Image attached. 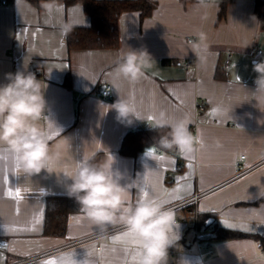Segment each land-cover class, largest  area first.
<instances>
[{
	"label": "crops",
	"instance_id": "1",
	"mask_svg": "<svg viewBox=\"0 0 264 264\" xmlns=\"http://www.w3.org/2000/svg\"><path fill=\"white\" fill-rule=\"evenodd\" d=\"M152 1L149 16L120 14L116 48L90 50H69L63 40L66 27L89 24L79 2L0 4V83L18 70L35 73L45 83L46 115L52 123L49 146L58 157L53 173L29 175L13 172L10 157L0 150V264L48 252L27 264H137V246L124 236L120 223L101 227L76 212L69 215L63 236L42 233L45 197L68 195L70 181L61 173L94 155L97 164L111 160L124 176L122 183L137 179L129 190L133 202L143 195L141 189L169 207L194 191L204 193L197 215L207 218L198 233L183 208L175 213L180 215L179 239L169 248L166 264H264V250L253 239L212 236L215 226L264 237V94L254 95L259 74L253 71L254 62L264 57L251 52L253 46L264 50V12L262 6L254 9L264 0H228L221 18V0ZM130 49L149 55L140 61L142 75L135 82L114 83L113 69ZM104 84L111 85L110 99L99 95ZM119 98L143 119L118 120L111 107ZM161 110L188 119L189 131L202 138L204 147L192 157L172 150L158 153L154 147L120 154L124 135L136 127H154ZM151 149L154 155L147 154ZM178 161L182 166L176 171ZM99 233L107 240L69 246ZM208 249L211 254H205Z\"/></svg>",
	"mask_w": 264,
	"mask_h": 264
},
{
	"label": "clouds",
	"instance_id": "2",
	"mask_svg": "<svg viewBox=\"0 0 264 264\" xmlns=\"http://www.w3.org/2000/svg\"><path fill=\"white\" fill-rule=\"evenodd\" d=\"M147 56L146 51L132 49L124 53L113 69V82L121 79L135 82L142 75L140 61ZM253 71L259 74L254 95L264 94V61L254 62ZM5 80L6 83H0V150L10 157L13 172L53 173L58 157L49 146L52 123L46 115L45 83L26 70L7 73ZM111 108L116 110L118 120L131 123L133 115L138 120L143 119L120 98ZM42 119L46 121L44 126L40 124ZM188 125V119H176L161 110L155 116L153 129H168L159 139L163 148L192 157L204 147V142L199 135L193 136ZM61 174L64 180L70 181L67 194L75 200L85 219L101 227L120 223L125 233L135 238L137 264H166L169 248L179 239L176 214L166 200L148 194L133 202L129 190L137 179L122 183L124 176L113 169L111 160L96 164L85 157L77 160L70 171L64 170ZM83 264L93 262L85 260Z\"/></svg>",
	"mask_w": 264,
	"mask_h": 264
},
{
	"label": "trees",
	"instance_id": "3",
	"mask_svg": "<svg viewBox=\"0 0 264 264\" xmlns=\"http://www.w3.org/2000/svg\"><path fill=\"white\" fill-rule=\"evenodd\" d=\"M30 1L38 5L37 0ZM181 1L187 2L190 0ZM227 1L221 0L219 2V18L224 15ZM69 2H79L83 6L85 14L89 16V24L87 26H70L65 28L63 40L69 50L116 48L118 45L117 21L120 14L125 11H138L142 18L149 16L155 7V2L152 0H67V3ZM260 7L262 12H264V5L261 2H256L254 6L255 11L258 12ZM262 18H264V13H262ZM64 84L66 86L69 84L68 75L65 76ZM167 132V128L153 129V127L139 129L138 131H128L121 141L118 152L126 156L134 155L141 151V149L144 150L150 147L162 148L163 151H169V149L163 148L159 143L160 137L166 135ZM90 161L97 164L96 155L91 157ZM183 209L188 214L192 211L191 205H187ZM76 212L80 213L79 206L68 195L46 196L42 225L43 235L63 236L65 234L64 231H66L69 215ZM206 218L201 213H198L197 226L203 225ZM212 236L217 240L251 238L264 250V237L258 234L243 233L213 226Z\"/></svg>",
	"mask_w": 264,
	"mask_h": 264
},
{
	"label": "built area",
	"instance_id": "4",
	"mask_svg": "<svg viewBox=\"0 0 264 264\" xmlns=\"http://www.w3.org/2000/svg\"><path fill=\"white\" fill-rule=\"evenodd\" d=\"M7 2H8V0H0V4H2V5L6 4ZM187 41L189 42V41H191V39H187ZM251 52H254L257 55H260V56L264 57V50H262L260 48H256V47L253 46V47H251ZM225 62L228 63V60H225ZM186 66H188V65H186ZM99 95L101 96V98H104V99H110V98H112V88H111V85L110 84H104L103 87H102V89L99 92ZM203 106H204V102H201L200 105H199V107H198V109L199 110L200 109H203ZM139 129H141V128L136 127V129H134V131H138ZM162 151H163L162 148H157V152L158 153H160ZM172 152L174 154L177 153V151L175 149H172ZM240 158L243 159L244 158V155H241ZM181 166H182L181 162L178 161L177 164H176V166H175V170L176 171L180 170ZM256 166H258V165H256ZM238 169H239L238 172H240L241 169H242V167L239 166ZM247 169H252V167L247 168ZM238 174L239 173H237L236 176ZM167 178H171L170 173L167 174ZM203 194L204 193H201L199 191H194V193L188 199H185L183 201H180L179 203L171 206V208L177 214L185 206L191 205L192 211L189 213V216H190L189 218L192 221V224H193L195 233L196 232L198 233V228H197L198 227L197 226V212H198L197 211V204H198V201L202 197ZM176 219L179 220L180 219V215H177V218ZM99 237H102L104 241L107 240V238L105 237V234L104 233H99L98 235H94L93 234V236H91V237H85L84 239H81V240H79V241H77L75 243H72L69 246L76 245V244L79 245V243H82V242H84V241H86L88 239H93L94 240V239H98ZM50 253L51 252L37 254V255H35L33 257L25 258V259H22V260H17L13 264H27V263H30L32 261L33 262L34 261H38V260L42 259L44 256L49 255ZM211 253H212V250L211 249H208L205 252V254H211Z\"/></svg>",
	"mask_w": 264,
	"mask_h": 264
},
{
	"label": "snow or ice",
	"instance_id": "5",
	"mask_svg": "<svg viewBox=\"0 0 264 264\" xmlns=\"http://www.w3.org/2000/svg\"><path fill=\"white\" fill-rule=\"evenodd\" d=\"M151 120H152V117H149V121H151ZM155 151H156L155 149H151L147 154L148 155H154L155 154ZM159 159H164V157L163 156H160ZM17 167H18V165H17ZM189 167H191V165H189ZM5 179L7 181V177ZM9 195H11V192H9ZM16 195L19 196V190L16 191ZM143 195H145V196L148 195V192L145 190L143 192ZM228 226L231 227L232 225H228ZM124 236L130 237L131 234L130 233H124ZM131 238H132V241L134 243L135 242V238L134 237H131ZM115 239L119 240V239H121V237H116Z\"/></svg>",
	"mask_w": 264,
	"mask_h": 264
},
{
	"label": "water",
	"instance_id": "6",
	"mask_svg": "<svg viewBox=\"0 0 264 264\" xmlns=\"http://www.w3.org/2000/svg\"><path fill=\"white\" fill-rule=\"evenodd\" d=\"M103 85L99 87V91L102 89Z\"/></svg>",
	"mask_w": 264,
	"mask_h": 264
}]
</instances>
